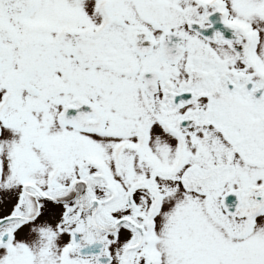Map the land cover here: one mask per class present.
Returning a JSON list of instances; mask_svg holds the SVG:
<instances>
[{
	"label": "snow or ice",
	"instance_id": "obj_1",
	"mask_svg": "<svg viewBox=\"0 0 264 264\" xmlns=\"http://www.w3.org/2000/svg\"><path fill=\"white\" fill-rule=\"evenodd\" d=\"M0 264H264V0H0Z\"/></svg>",
	"mask_w": 264,
	"mask_h": 264
}]
</instances>
